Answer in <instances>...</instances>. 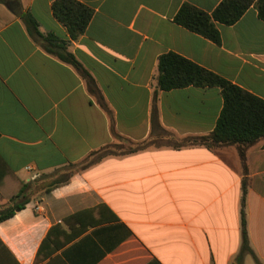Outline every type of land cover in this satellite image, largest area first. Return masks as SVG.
Returning <instances> with one entry per match:
<instances>
[{
  "label": "crops",
  "instance_id": "obj_1",
  "mask_svg": "<svg viewBox=\"0 0 264 264\" xmlns=\"http://www.w3.org/2000/svg\"><path fill=\"white\" fill-rule=\"evenodd\" d=\"M75 1L93 16L73 41L54 0H0V159L14 178L0 212L22 184L83 161L114 134L150 145L73 172L0 221V264H256L239 255L241 219L264 264V139L243 162L236 146L186 144L213 131L220 90L155 83L157 59L171 52L264 100V21L250 7L234 25L216 24V45L173 17L183 4L211 13L222 0ZM61 51L90 75L103 106Z\"/></svg>",
  "mask_w": 264,
  "mask_h": 264
},
{
  "label": "trees",
  "instance_id": "obj_2",
  "mask_svg": "<svg viewBox=\"0 0 264 264\" xmlns=\"http://www.w3.org/2000/svg\"><path fill=\"white\" fill-rule=\"evenodd\" d=\"M253 7L260 20L264 21V0H222L211 13H206L190 4H183L173 17V22L204 39L218 45L220 35L216 24L231 26L234 25L248 10ZM51 11L67 30L69 38L76 41L87 28L93 11L75 0H54ZM29 32L38 35L35 23L28 17L24 18ZM46 50L53 51L52 37L47 36ZM57 57L63 62L72 66L85 81L89 91L97 97L98 103L103 106L102 100L98 97V91L90 75L69 53L61 51L56 53ZM155 83L159 91L167 92L186 87L196 88H218L222 98V108L216 121L213 131L204 136L190 137L185 142L188 145H200L207 148L222 146H236L241 162L245 158V150L259 140L264 139V100L232 84L217 74L208 71L195 63L175 54L166 53L157 59V74ZM153 100L152 120L155 117V102ZM113 143L106 145L98 150L91 152L83 161L69 165L61 170L55 171L50 175L51 188L65 183L69 176L76 171L100 162L103 158L113 155L133 153L147 148L150 145L148 140L133 143L117 134L113 135ZM13 180V175L7 166L0 159V191L6 188L7 181ZM31 190L30 184H22L18 191L12 194L9 201L13 203L12 208L0 212V221L13 216L14 212L22 209L28 202V194ZM20 202H17L19 201ZM242 243L239 255H252L255 263L257 260L251 253L245 236L244 220L241 219ZM75 235L67 236L58 246L52 249L55 252L65 244L70 242Z\"/></svg>",
  "mask_w": 264,
  "mask_h": 264
},
{
  "label": "rangeland",
  "instance_id": "obj_3",
  "mask_svg": "<svg viewBox=\"0 0 264 264\" xmlns=\"http://www.w3.org/2000/svg\"><path fill=\"white\" fill-rule=\"evenodd\" d=\"M50 181H51L50 175L35 180L34 183L30 185L31 190L27 197L28 200L38 198L39 194H41L46 189L45 187L49 186ZM17 202H20V200Z\"/></svg>",
  "mask_w": 264,
  "mask_h": 264
},
{
  "label": "built area",
  "instance_id": "obj_4",
  "mask_svg": "<svg viewBox=\"0 0 264 264\" xmlns=\"http://www.w3.org/2000/svg\"><path fill=\"white\" fill-rule=\"evenodd\" d=\"M27 170H30V168H27Z\"/></svg>",
  "mask_w": 264,
  "mask_h": 264
}]
</instances>
